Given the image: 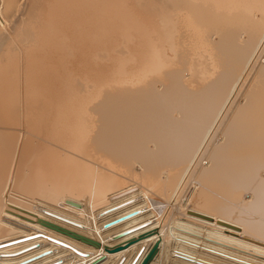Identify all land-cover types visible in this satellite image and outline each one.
Instances as JSON below:
<instances>
[{"label": "bare ground", "instance_id": "bare-ground-1", "mask_svg": "<svg viewBox=\"0 0 264 264\" xmlns=\"http://www.w3.org/2000/svg\"><path fill=\"white\" fill-rule=\"evenodd\" d=\"M19 1L0 0V264H138L154 242L145 264H262L264 0L133 1L120 34L127 0ZM98 43L106 82H77Z\"/></svg>", "mask_w": 264, "mask_h": 264}, {"label": "rangeland", "instance_id": "rangeland-1", "mask_svg": "<svg viewBox=\"0 0 264 264\" xmlns=\"http://www.w3.org/2000/svg\"><path fill=\"white\" fill-rule=\"evenodd\" d=\"M20 1H21V6H20L21 9H19V12L21 13L22 8H25V5H26V4H25V5H23V4L26 3L27 0H26V2H24V0H23V3H22V0H20ZM20 1H19V2H20ZM96 1H97V0H96ZM100 1L103 2L104 4H107L106 8H105L104 4L101 3ZM105 1H106V0H103V1H102V0H99V3H100L99 6L102 5V6L104 7V8H102V6L100 7L101 10L104 9V10H103L104 12H105V10H106L107 8H108V10H113V11H114V10H115V7H114L113 3L116 4L117 1L120 2L119 0H112V1H110V3L108 2L109 0H107V3H106ZM113 1H116V2H113ZM124 1H126V0H121L122 3H123ZM127 1H128V0H127ZM127 1H126V3H127L126 5H125V4H122V5L124 6V8H126V6H127L129 12L132 11V10L135 11V12H131V13H133V15L130 16L131 18H130L129 15H128V14H131V13H127L128 11H127V8H126V14H127V15H126V14L118 13L119 17H115V16H117V14H115L116 12L114 11V12H115V13H114V12L111 11V13H109V14H110L111 16H112V14H115V15H113V16L111 17V16H109V14H108V15L106 16V20H107V18H108L109 21L112 20V19H113V20H114V19H115V20H116V19H120V21L118 20V24H120V23H122V22H125V20H127L126 17H128V20H129V19H130V20H131V19H134V20H135V19H138L136 16H139V13H138L139 10H138L136 7H137V5L140 6V4H134V3H135L136 1H137V3H140V2H138V0H132V2H133V1H135V2H133V3L131 2V3H132V4H131V3H129V1H131V0H129L128 2H127ZM139 1H140V0H139ZM118 2H117V4H118ZM99 3H98V4H99ZM111 3H112V4H111ZM124 3H125V2H124ZM128 3H129L131 6H130ZM117 4H116V5H117ZM133 5H135V6H133ZM23 6H24V7H23ZM99 6H98V5L96 6V8H95L96 11H97V9H99ZM108 6H109V7H108ZM132 6H133V7H132ZM139 6H138V8L140 9ZM113 7H114V8H113ZM134 7H135V8H134ZM111 8H112V9H111ZM129 8H130V9H129ZM131 9H132V10H131ZM135 9H136V10H135ZM101 10L97 11L96 13L100 12ZM108 10H107V12H109ZM137 10H138V11H137ZM103 11H101V12H103ZM19 12H17L18 14L16 13V16H17L18 18H19V14H20ZM101 12H100V14H101ZM136 12H137L138 14H137ZM100 14H99V16H100ZM105 14H107V13L105 12ZM105 14H103V16H102V18H104L103 21L105 20V16H104ZM120 14H121V15H120ZM124 15H125V16H124ZM95 16H98V14H96ZM134 16H135V18H132V17H134ZM17 17L14 16L13 19H14V18L17 19ZM100 17H101V16H100ZM100 17H97V19L95 18V20H96V21H97V20L99 21L98 18H100ZM109 18H110V19H109ZM17 20H19V19H17ZM17 20L14 21V22H17ZM106 20H105V21H106ZM113 20L110 21V22L113 23V24H111V23L109 22V25H114V24H115V25L117 26V28H116L115 25L113 26L114 28H113L112 26L109 27V25H108V28H109V29H107V28L105 27V26H106L105 24H108V22L106 21V23H105V21H104V22L101 21V18H100V21H99V22L97 21V23L99 24V26L105 23V24H104V28H106V30H108L109 33H110V32L118 33L117 31H119V34H120V30H121V28L123 27V29H124V26H126V25H124V23L122 24L123 26L120 24L121 28H120V27L118 28L119 25H117V20H116V21H115V20L113 21ZM121 20H124V21L121 22ZM130 20H129V21H130ZM14 22H12V23H14ZM100 22H101V23H100ZM102 22H103V23H102ZM119 22H120V23H119ZM127 22H128V21H127ZM97 23H96V24H97ZM98 24H97V25H98ZM6 25H7V24H6ZM6 25H3V26L5 27ZM97 25H96V26H97ZM102 26H103V25H102ZM102 26H100V27L103 28ZM4 27H3V28H4ZM111 27H112L114 30H111V29H112ZM6 28H7V26H6ZM8 28H9V26H8ZM104 28H103V29H104ZM110 28H111V29H110ZM115 28H116V29H115ZM97 29H98L99 31H98V30L95 31V36H96L97 33L100 32L99 34H101V36H99V34H97L98 36H96V39L99 38V39L101 40L102 44H106V45H107L108 43L110 44V42L112 43V41H113V43H114V45H115V46H114V45L112 44V45L114 46V47H113L114 50L112 49L111 46L108 45V46L111 48V49L109 48V49H110L109 52H113L114 54H116V53H115L116 51H118V50L120 51V46H118V47L116 46V45L119 44V42H120L119 39H118L119 41H114V39H111V41H108V40H107V41H108V42H107L106 39H109V38H107V36L104 35L105 38H106L105 41H104V39H101V38L104 37L103 34H108V33H106V32L103 33V32H102V31H105V29H104V30L101 29L102 31H100V28H99L98 26H97ZM118 29H120V30H118ZM123 29H122V30H123ZM10 30H11V33H10ZM13 30H14V29H12L11 27H10L8 30L6 29V31H8L9 33L6 32L7 34L5 33V36H4L5 39L3 38V41H0V51L2 50V51L0 52V56H1V58H4V57H2L3 55H1V54L4 52L3 50H4V48L6 47V44L9 43V42H10V38H13V36H14V31H13ZM116 30H117V31H116ZM4 31H5V29H4ZM108 31H107V32H108ZM96 32H97V33H96ZM8 34L11 35V36H9L10 38L8 37ZM110 34H111V33H110ZM110 34H109V37L113 38V37H114L113 34H112L113 37L110 36ZM97 37H98V38H97ZM100 37H101V38H100ZM115 37L118 38L117 36H115ZM115 37H114V38H115ZM8 38H9V39H8ZM14 39H15V38H14ZM17 39H19V38H17ZM99 39H98V40H99ZM8 40H9V42H8ZM100 40H99V41H100ZM102 40H103V41H102ZM116 40H117V39H116ZM4 41H5V42H4ZM12 41H13V40H12ZM12 41H11V42H12ZM14 42H15V41H14ZM16 42H19V43H20V40H16ZM103 42H104V43H103ZM120 43H121V42H120ZM10 44H11V43H10ZM10 44H9V45H10ZM14 44H15V43L12 42V44H11L10 46H14ZM100 44H101V43H100ZM100 44L98 43V45H97L96 50H97V49H98V50H97V51L95 50V54H96V56L98 55V57H97V58L99 59V60L97 59L98 62L96 63V62L94 61V60H96V57L93 58V60H92V58H91L90 60H91V62L93 61L92 63L95 62L96 65H97L98 63H100L99 65H97V67H99V69H101V68L104 69V67H103L102 65L104 64V66H105V65L107 64L106 66H108V64L110 63V60H109V58H108L109 54H107V53H109V52L106 51V52H107V53H106V52L104 51V50H106L105 48H102V49L100 50L99 48H101V47L103 46V45L101 46ZM4 45H5V46H4ZM7 45H8V44H7ZM15 45L18 46V47H20L18 44H15ZM106 45H105V46H106ZM119 45H120V44H119ZM3 46H4V47H3ZM98 46H101V47H98ZM105 46H103V47H105ZM116 47H117V48H116ZM118 48H119V49H118ZM103 49H104V50H103ZM117 49H118V50H117ZM12 50H13V51H12ZM12 50H11V51H12L13 54H15V52H17V51H16V48H15V49H12ZM17 50H19V49L17 48ZM102 50H103V51H102ZM111 50H112V51H111ZM14 51H15V52H14ZM19 52H21L20 55L23 54L22 50L18 51V54H19ZM102 52L104 53L103 55H105V56H103V55L101 54ZM16 54H17V53H16ZM99 54H101V55H99ZM106 54H107V55H106ZM111 54H112V53H110V55H111ZM23 55H24V54H23ZM23 55H22L21 57H18V55H17V58H18V59L20 58V60H22V59H23V60L28 59V58H27L28 56L24 59V58H23ZM94 56H95V55H94ZM79 57H80V56H78V58H79ZM102 57H103V58H102ZM69 58L71 59L72 57L70 56ZM69 58H68V60H69ZM82 58H83V57H81V59H82ZM18 59H17V60H18ZM20 60L17 61L16 63L20 64L21 67L19 68V71H20L19 74L22 75V74L24 73V70L22 69V62H23V61H20ZM262 60H264V56H263ZM19 62H21V63H19ZM91 62H90V63H91ZM23 63H24V62H23ZM109 65H110V64H109ZM5 66H6V65H5ZM92 66H93V64H92ZM100 66H102V67H100ZM93 67H94V66H93ZM93 67H92V70H93V71L91 70L90 74H89V72H88V75H87V72L85 71L87 68L84 69V71H83V70H80V71H79L80 75H78L79 78H77V82H79V79H80V81L84 82L85 84L88 83V85H90V84H99L100 81H105V82H106V79H107L106 70L104 69V70H100V71L97 72V69H96L97 67L95 66V68H94V69H95V72H94ZM4 68H5V67H4ZM99 69H98V70H99ZM255 69H256V68H255ZM6 70H7V69H6ZM21 70H22V71H21ZM7 71L11 72L10 70H7ZM88 71H90V70H88ZM104 71H105V72H104ZM5 72H6V71H5ZM9 72H8V73H9ZM22 72H23V73H22ZM84 72L86 73V76H85ZM100 72H101V74H99ZM103 72H104V73H103ZM252 72H253V70H252ZM79 73H78V74H79ZM93 73H94L95 75H94ZM3 74H4V76H7V74H5V73H3ZM91 74H92V76H91ZM10 76H11V75H10ZM10 76H9V77H10ZM78 76H77V77H78ZM7 77H8V76H7ZM20 77H21V76H20ZM81 77H82V78H81ZM2 78H3V77H2ZM2 78H1V79H2ZM4 78H5V77H4ZM10 78H11V77H10ZM79 83H80V82H79ZM84 83H83V84H84ZM20 87H21V89L19 88V91H20V93H21L22 86H20ZM1 90H2V88H1ZM3 135H5V134H2V136L0 135V144L2 145V148H1V145H0V150H3V149H4V145H3L4 143L2 144V142H3V139H6V138L4 137V138L2 139V141H1V138L3 137ZM214 137L216 138V136H214V134L210 136V138H209V142H208L209 144L206 145L207 147L205 146V149H207V148L209 147V145L211 144V142H213L212 140H213ZM215 138H214V140H215ZM201 159H202V161H205V160H204L205 158H202V156H201ZM189 180H190V181H189ZM191 180H192V179H188V180L186 181V183L184 184V186H183V188H182V194L187 193L189 190H191V189L193 188V187H192V186H193V182H192ZM189 182H190V183H189ZM191 182H192V183H191ZM186 184H187V186H190V185H192V186H190V187L188 188V187L186 186ZM185 187H186V189H188V190H185ZM183 190H184V191H183ZM185 191H186V192H185ZM245 197H246V196H245ZM164 215H165V214H164ZM168 225L171 226V224H170V223L168 224V222H167V226H168ZM170 226H169V227H170ZM172 251H173V252H172ZM171 252H172V253H176L177 251H175V250H171ZM141 253H142V252H140V254H141ZM140 254H139V255H140ZM180 254H181V253H178V255H180ZM160 255H161L162 257H161ZM160 255H159V257H157V259H155V260H157V261L155 262L156 264H170V262H171V264H184L183 262H185L186 260H188V259H186V258L178 257L177 255H171V256H170V262H169V259L166 257V254H165L164 252H162V254H160ZM181 255H182V254H181ZM183 256L186 257L185 254H183ZM223 256H225V258L227 257L229 260H228V261H224L222 264H224V263H225V264H238V263H239V264H243L244 262H247V263H244V264H256V263L261 264V262H253V263H252V261H249V260H247V259H244V260H243V258H242L241 260H240V259L238 260L237 258H234V257H231V256H227V255H224V254H223ZM253 256H255V255H253ZM256 257H257V259H264V258H262V257L260 258V256H257V255H256L254 258H256ZM160 258H161V259H160ZM162 258H163V259H162ZM166 258H167V259H166ZM177 258H178V259H177ZM179 258H180V259H179ZM188 258L190 259V260H188L189 262L187 261L188 264H190V263H191V264H195V263H196V264H211L210 261H209V262H208V261H204V260H201V259H199V258L197 259L196 257H192V258H191V257H188ZM231 258H232V259H231ZM194 259H195V260H194ZM164 260H165V261H164ZM179 260H180V261H179ZM230 260H232V262H230ZM245 260H247V261H245ZM166 261H167V262H166ZM181 261H183V262H181ZM192 261H193V262H192ZM194 261H195V262H194ZM240 261H241V262H240ZM159 262H160V263H159ZM168 262H169V263H168ZM228 262H230V263H228ZM249 262H250V263H249ZM108 264H112V263L109 262ZM262 264H264V262H262Z\"/></svg>", "mask_w": 264, "mask_h": 264}, {"label": "water", "instance_id": "water-1", "mask_svg": "<svg viewBox=\"0 0 264 264\" xmlns=\"http://www.w3.org/2000/svg\"><path fill=\"white\" fill-rule=\"evenodd\" d=\"M120 218H123V217H119V218L113 219L111 221H108L107 223H105V225L110 224V223H112V222H114V221H116V220H118ZM40 222L43 223L44 225H47L48 227H51V228H53V229H55L57 231L63 232V233H65V234H67V235H69L71 237L80 239V240H82V241H84L86 243H89V244H92V245H98V242L96 240H94L92 238H89V237H87L85 235H82L80 233H76L74 231H70V230H68V229H66L64 227H61V226H59L57 224H54L52 222H49V221L42 220ZM124 232H125V230L121 231V232H118V233L114 234L113 236H118V235H120V234H122ZM156 247H157V243L156 242L152 243V245L147 249V251L142 256V258L140 259L138 264H145L152 257V255L154 254V252L156 250Z\"/></svg>", "mask_w": 264, "mask_h": 264}]
</instances>
